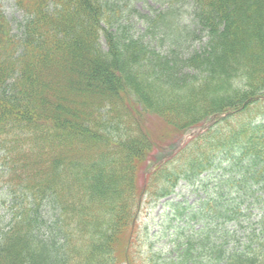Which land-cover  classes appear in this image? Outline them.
<instances>
[{
    "label": "trees",
    "instance_id": "trees-1",
    "mask_svg": "<svg viewBox=\"0 0 264 264\" xmlns=\"http://www.w3.org/2000/svg\"><path fill=\"white\" fill-rule=\"evenodd\" d=\"M184 1L188 20L178 0L143 16L165 53L128 32L120 0H15L17 30L0 9V186L12 201L0 264H132L145 194L166 197L180 179L216 186L191 213L211 225L176 233L170 264H264V122L193 156L207 130L171 156V139L209 115L238 111L218 128L263 103L264 0ZM154 114L174 128L162 144ZM177 165L180 178L153 189Z\"/></svg>",
    "mask_w": 264,
    "mask_h": 264
},
{
    "label": "rangeland",
    "instance_id": "rangeland-1",
    "mask_svg": "<svg viewBox=\"0 0 264 264\" xmlns=\"http://www.w3.org/2000/svg\"><path fill=\"white\" fill-rule=\"evenodd\" d=\"M120 1L122 9L126 12L127 15H129L130 18L129 19L128 17H126V28H132L128 32H135L136 35L147 33L148 35L146 36V40L148 42L149 40H152L151 35H154L153 32L155 34H158L159 32L156 26L157 22L154 23L156 28H150L151 26L147 25V17L143 16H149L154 11L166 8V3L168 2V0ZM0 2L2 8L8 16V19L12 22L15 28L17 21L22 18V13L16 8L14 0H0ZM184 3V0H178L180 9L177 14L180 18L188 20V13L191 6H184ZM159 20L161 21V19ZM128 22L133 24V27ZM15 30H17V28H15ZM159 37L157 42L155 40H152L151 44L153 45H151V47L158 48V45L160 47L159 51L165 53L166 45L160 44ZM105 41V37L102 36V42L105 43ZM155 42L157 43V45H155ZM194 44L198 45L199 42L196 40L194 41ZM221 95L225 96V92ZM261 100L263 103H261V105H258L257 107L252 106L251 108H254L255 110L253 112H249L247 116L243 114V117H238L236 120H234V117L231 119L229 118L230 120L228 119V122L221 124L218 128L216 126L211 130L210 134H207L209 138L208 140H206L205 138L203 141L195 142L192 145V148L196 150L192 155H199L203 150L209 149L207 146L213 142L218 143V138L223 139L224 141L225 139H227V137H230L232 134H234L235 131L239 132L238 129H241L243 127L248 128L251 124L256 125L264 122V99L261 98ZM223 103L226 102H220L217 105H223ZM223 107L220 110H224L226 106L223 105ZM197 112L198 111L191 114V116L193 115L192 120L200 117L199 115H197ZM108 117V114H106L105 118L108 119ZM158 117V115L154 114V117L151 120L150 127L152 131L150 130V134L153 135L155 141L162 144L163 142L167 141L169 135H171V133L174 131V128L166 121H164L161 117ZM165 119L167 121L176 123V125L185 120V118H180L178 121H176L177 117L175 118V121L171 120L172 118L168 114L165 116ZM187 120L191 121V119H188V117H186V121ZM175 133L179 135L178 131ZM183 136L184 135H180L179 138H182ZM190 136L191 133L186 134L184 136V139L186 140L188 137L190 139ZM173 140L176 139H171V141ZM176 167H172L171 171H169L168 168L161 174L154 176L151 183L153 189L160 193L163 188L168 187V178L170 174H172L169 180L170 186L173 184V182H171L172 176L179 175L180 178L179 173H181L180 170L183 169V167ZM90 173H92L90 176H93V172L91 171V169ZM2 175H4V173L2 167H0V184H4V177ZM90 180L92 181L91 178ZM215 186V183L209 180V186L206 191L202 188L198 192H195L193 185H189L184 179H180L179 185L174 187L173 189L174 192L167 195L166 197L153 196V194H149L148 191L143 198V203L139 212L137 225L138 231L133 248L132 264H170L171 261L177 260V257L179 256L181 251L179 249V243H181L182 240H179V238H177L176 233L182 232L183 227H188V233L190 234L193 230L196 231L199 228L209 227L211 225V220L207 215L201 217L191 213L201 205L203 199L207 197V193L214 195L215 190H212ZM6 195L7 193L5 192V187L0 186V225L6 224L11 219L12 201L11 199H9V197H6Z\"/></svg>",
    "mask_w": 264,
    "mask_h": 264
}]
</instances>
